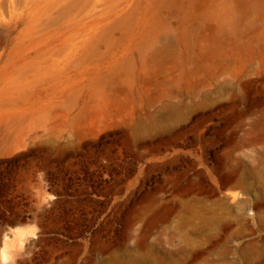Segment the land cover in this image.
<instances>
[{
  "label": "rangeland",
  "instance_id": "374dc122",
  "mask_svg": "<svg viewBox=\"0 0 264 264\" xmlns=\"http://www.w3.org/2000/svg\"><path fill=\"white\" fill-rule=\"evenodd\" d=\"M0 264H264V0H0Z\"/></svg>",
  "mask_w": 264,
  "mask_h": 264
},
{
  "label": "bare ground",
  "instance_id": "6f19581e",
  "mask_svg": "<svg viewBox=\"0 0 264 264\" xmlns=\"http://www.w3.org/2000/svg\"><path fill=\"white\" fill-rule=\"evenodd\" d=\"M145 260V259H144Z\"/></svg>",
  "mask_w": 264,
  "mask_h": 264
}]
</instances>
